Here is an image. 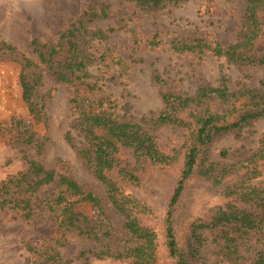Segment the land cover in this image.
Wrapping results in <instances>:
<instances>
[{"label":"trees","instance_id":"obj_1","mask_svg":"<svg viewBox=\"0 0 264 264\" xmlns=\"http://www.w3.org/2000/svg\"><path fill=\"white\" fill-rule=\"evenodd\" d=\"M126 1L150 15L190 0ZM244 2L239 32L230 44L198 36L185 40H164L161 33L144 36L127 18L119 19L116 28L94 29L91 25L96 20L111 17L101 0H87L86 10L60 32L56 42L30 41L36 58L21 55L20 83L34 126L44 131L23 127L15 120L11 129L4 130L0 123V142L24 148L23 169L0 182V208L15 212V219L30 222L37 215L34 198L43 188L54 187L38 207L43 204V209L54 214L55 231L42 244H26L25 264H69L58 251L68 232L99 243L98 250L87 249L79 255L84 264L90 257L162 264L160 242L171 264H211L203 254L211 234L222 261L264 264V136L255 150L231 163L213 161L210 153L218 138L264 118V83L249 87L238 81L231 86L224 75L219 85L202 83L193 94H187L177 91L155 68L151 79L160 87L164 107L159 114L137 122L116 111L115 101L90 70L95 62L103 63L107 58L122 74L128 70L124 59L112 55V47H107L108 55L100 57L92 50L93 41H107L117 31L128 34L135 47L210 54L225 58L229 64L264 68V0ZM8 53L19 54L12 44L0 42V55ZM44 79L73 88L71 110L82 140L76 143L69 132L67 141L103 185L104 197L80 184L63 160L57 168L49 169L39 159L49 140L50 126L44 102L51 91L40 90ZM166 126L181 131L183 140L179 146L163 150L157 133ZM221 157L226 159L227 151ZM155 184L171 186L159 228L153 223V206L126 192L128 186L149 190ZM204 184L221 189L226 201L195 216L187 211V202L193 187ZM104 204H110L122 218L126 238L119 249H113ZM86 207L93 209L96 222Z\"/></svg>","mask_w":264,"mask_h":264},{"label":"rangeland","instance_id":"obj_2","mask_svg":"<svg viewBox=\"0 0 264 264\" xmlns=\"http://www.w3.org/2000/svg\"><path fill=\"white\" fill-rule=\"evenodd\" d=\"M101 3L109 7L111 17L96 20L91 25L94 29L116 28L119 19L127 18L144 36L161 33L164 40L170 37L185 40L198 36L206 37L209 41L217 38L223 44L235 42L240 17L245 9L244 0H190L181 6L168 7L146 15L126 0H101ZM87 5V0H0V42L12 44L19 52L0 55V123L4 130L11 129V122L15 120L20 121L23 127L44 131L40 126H34L23 99L20 57L23 54L36 58L30 48V41L38 38L44 43L56 42L60 32L74 22L86 10ZM107 47L113 48L111 52L114 57H121L128 63V70L122 74L120 67L108 58L103 63L95 62L90 70L115 101L116 111L125 119L137 122H141L144 116L150 117L163 110L160 87L151 79L155 68L177 91L187 94H193L202 83L219 85L224 75L231 86L238 81L249 87L264 83V68L229 64L225 58L210 54L185 55L169 49L151 51L143 46L135 47L130 36L122 31L111 33L107 41L92 42V50L97 57L104 53L108 55L105 52ZM40 90L51 93L44 102L50 119L49 140L39 159L49 169L57 168L58 161L63 160L68 163L71 175L80 184L104 197L103 185L88 171L77 150L67 141L69 132L76 143L82 140L74 127L76 116L71 110L73 88L44 79ZM157 136V143L163 150L179 146L183 140L181 131L169 126L161 128ZM263 136L264 118L218 138L210 149L212 160L231 163L255 150ZM23 149L0 142V182L23 169ZM223 151H227L226 159L221 157ZM30 153L34 154V151L31 150ZM54 191V187H46L37 194L34 198L37 201V215L30 222L15 219V212L0 208V264H25L28 256L26 244H42L55 231L54 214L43 209V204L38 207L39 201ZM221 191L208 184L202 187L195 185L187 202V211L197 216L207 209L224 205L226 200ZM126 192L148 201L156 216L153 223L158 228L161 227L171 186L157 185L149 190L128 186ZM104 208L111 228L113 249H119L126 238L122 218L110 204H104ZM85 211L97 221V215L91 207H86ZM213 238L211 234L210 242L203 250L204 256L211 264H228L217 254ZM99 248L96 241L68 232L65 245L58 247V251L65 262L84 264V259H80L79 255L87 249ZM160 252L162 264H171L162 242ZM88 264H131V261L90 257Z\"/></svg>","mask_w":264,"mask_h":264}]
</instances>
